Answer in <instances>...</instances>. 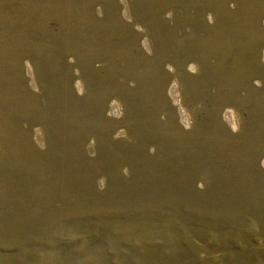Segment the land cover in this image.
I'll return each instance as SVG.
<instances>
[{
	"label": "rangeland",
	"instance_id": "1",
	"mask_svg": "<svg viewBox=\"0 0 264 264\" xmlns=\"http://www.w3.org/2000/svg\"><path fill=\"white\" fill-rule=\"evenodd\" d=\"M0 264H264V0H0Z\"/></svg>",
	"mask_w": 264,
	"mask_h": 264
}]
</instances>
